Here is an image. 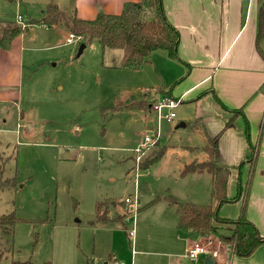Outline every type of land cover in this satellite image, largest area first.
<instances>
[{
	"label": "rangeland",
	"instance_id": "obj_1",
	"mask_svg": "<svg viewBox=\"0 0 264 264\" xmlns=\"http://www.w3.org/2000/svg\"><path fill=\"white\" fill-rule=\"evenodd\" d=\"M61 1L0 0V37L8 25L27 26L9 49L24 53L19 83L0 80V215L14 213L19 219L13 229H0V264L95 257L106 264L112 246L123 259L130 253L139 263L163 259L171 220L178 219V206L166 199L172 196L180 205L189 198L215 203L209 185L204 192L195 177L180 176L185 164L207 160L205 135L193 134L196 105L180 104L174 124L140 109L132 101L146 95L152 104L155 90L171 85L175 61L160 50L140 70H124L118 68L121 52L103 55L98 41L79 54L83 41L67 44L65 26L33 23L49 4ZM5 68L0 62V79ZM182 117L188 126L184 121L187 127L176 129ZM138 125H144L140 133ZM148 136L156 143L137 152ZM157 143L167 148L165 156L141 170L140 162ZM189 145L198 148L188 151ZM256 154L250 150L243 162ZM258 159L264 165L263 152ZM244 166L235 169L243 192L251 174L248 166L244 177ZM99 203L110 217L123 220L126 211L129 219L92 226Z\"/></svg>",
	"mask_w": 264,
	"mask_h": 264
},
{
	"label": "crops",
	"instance_id": "obj_2",
	"mask_svg": "<svg viewBox=\"0 0 264 264\" xmlns=\"http://www.w3.org/2000/svg\"><path fill=\"white\" fill-rule=\"evenodd\" d=\"M141 1L63 0L62 3L55 5L80 19L94 20L100 12L118 15L126 4ZM163 3L168 21L180 32L179 58H171L175 61L171 85L168 89L155 90L153 100L167 97L166 95L170 93L169 96L172 98H183V103L188 100L191 105H196V120L192 123L195 130L193 134H196V131L202 133L208 143L210 139L219 136V165L230 170L227 197L231 201L221 206V217L236 219L241 212L243 200L247 199V217L264 237V165L258 159L260 151L264 154V38L259 39L264 0H163ZM57 27L62 25L57 24L48 28ZM23 35L18 36L12 46ZM67 38L68 36L66 43ZM159 51L151 55V60ZM22 52L19 47L0 51V62L6 64L4 75L2 72L0 80L11 78L13 81L10 84L19 83L24 58ZM148 63H151L150 59ZM143 99L144 107H138L151 113L152 104L148 103L146 95ZM132 102L136 103V101ZM238 110L242 111V115H238L233 120V112ZM181 119L176 129L188 126V119L186 117ZM247 122L250 124L249 137L246 134ZM143 129L144 125L137 132L140 133ZM197 148L192 145L185 147L188 151H196ZM250 150L252 152L256 150V157L251 158V162H243ZM240 163H245L244 177L250 173L247 172L248 166L251 174L248 195L245 191L237 202L234 201L238 192V176L235 169ZM188 176L195 177L192 181L202 184L205 187L204 192L209 185L212 193L213 177L210 173ZM187 202L199 205L206 203L197 198H189ZM214 202L216 205L215 200ZM120 206L125 211L124 205L120 204ZM106 210L109 216L108 208ZM125 213L127 214L126 211ZM177 214L178 219L171 220V235L169 234L167 252L163 259L151 263H139L131 253L123 259L120 257V251L112 246L108 257L109 263L106 264H206L207 257L203 261L200 258L196 261L188 258V251L193 244L205 238L191 230H180L178 208ZM129 216L130 214L122 222L123 224ZM109 219L110 221L101 225L120 221L118 219L116 221V217L109 216ZM126 229L125 226L127 233ZM224 231L225 234H230V229ZM108 232L114 233L113 230ZM210 237L213 240L212 250L217 252L216 256L209 255L214 264H264V245L250 257L241 258L234 255L217 236ZM56 264L103 263L95 257V259L84 258Z\"/></svg>",
	"mask_w": 264,
	"mask_h": 264
},
{
	"label": "trees",
	"instance_id": "obj_3",
	"mask_svg": "<svg viewBox=\"0 0 264 264\" xmlns=\"http://www.w3.org/2000/svg\"><path fill=\"white\" fill-rule=\"evenodd\" d=\"M33 23L47 27L61 24L66 27L69 34L82 36V44L86 47L94 41L100 42L103 55L120 51L122 55L118 68L124 70H140L149 62L151 55L159 50L166 51L172 59L179 58L180 32L168 21L163 0H142L139 3H128L124 6L121 14L113 15L100 12L94 20L80 19L76 15H70L62 11L55 4H49L44 17L40 21H33ZM25 29H27V26L8 25L0 37V51L9 50L13 41L22 35ZM263 38L264 11L261 13L259 34V39ZM169 94L166 96H169ZM136 103L137 106H141L145 104V100ZM238 115H242L241 110L233 112V120ZM246 134L248 137L250 136V124L248 122L246 124ZM218 146L219 136L210 139L208 145L204 148L208 155L207 161H194L185 164L180 173L181 177L197 173H210L213 177L211 194L212 199L216 201V205L193 203L180 205L177 199L172 196L166 200L170 205L178 206V228L180 230L194 231L207 240L211 238L210 236H217L220 241L231 249L234 255L247 258L264 245V237L260 234L257 226L247 217V199L243 200L241 212L236 219L221 217V206L231 201L227 197L230 170L219 165ZM153 147V151L140 162L139 168L141 170L151 168L167 152V148L161 146L160 143ZM243 187L242 177L239 175L238 194L234 201L238 202L241 199L244 193ZM248 191L249 188L246 189V193ZM128 213L123 217V220H120L121 223L127 219L130 214ZM107 221H110L107 210H102L99 203L96 207V220L92 221L91 225L95 226ZM18 222L19 219L16 218L14 213L0 215V229L11 230ZM222 226L229 227L230 234L223 233ZM12 264L33 263L12 262Z\"/></svg>",
	"mask_w": 264,
	"mask_h": 264
},
{
	"label": "built area",
	"instance_id": "obj_4",
	"mask_svg": "<svg viewBox=\"0 0 264 264\" xmlns=\"http://www.w3.org/2000/svg\"><path fill=\"white\" fill-rule=\"evenodd\" d=\"M18 22L21 24L22 23V18L21 16L18 17ZM77 40H82V36H77L75 34H69L67 38V43L71 44L74 41ZM183 98H172V97H162L160 99L155 100L152 105H151V111L152 112H157L158 117L160 120L172 124L176 118V112L175 109L183 103ZM155 135L158 137L160 136V129L157 127L155 131ZM154 142L153 137H146L145 138V143L141 146L140 149L137 150V152L142 153V150L144 147L150 146ZM154 142L153 144H155ZM152 144V145H153ZM127 202H130L128 199ZM206 240V242H203L202 240L199 242H196L193 244V246L189 249L188 251V258L192 261H196L200 255L206 254V255H217V252L212 250V244L213 240L210 239H203Z\"/></svg>",
	"mask_w": 264,
	"mask_h": 264
},
{
	"label": "water",
	"instance_id": "obj_5",
	"mask_svg": "<svg viewBox=\"0 0 264 264\" xmlns=\"http://www.w3.org/2000/svg\"><path fill=\"white\" fill-rule=\"evenodd\" d=\"M85 48H86V46H85L84 44H82L81 47H80V50H79V54H82L83 51L85 50ZM182 126H185V124H182ZM141 129H142V125H138V126H137V131H140ZM205 263H206V264H214V261H213V259L209 256V257L206 258Z\"/></svg>",
	"mask_w": 264,
	"mask_h": 264
}]
</instances>
